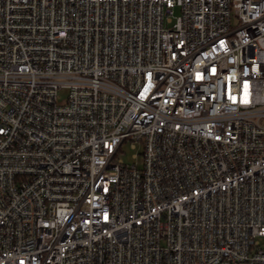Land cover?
<instances>
[{
	"label": "built area",
	"instance_id": "2783aa9c",
	"mask_svg": "<svg viewBox=\"0 0 264 264\" xmlns=\"http://www.w3.org/2000/svg\"><path fill=\"white\" fill-rule=\"evenodd\" d=\"M0 264H264V0H0Z\"/></svg>",
	"mask_w": 264,
	"mask_h": 264
},
{
	"label": "rangeland",
	"instance_id": "374dc122",
	"mask_svg": "<svg viewBox=\"0 0 264 264\" xmlns=\"http://www.w3.org/2000/svg\"><path fill=\"white\" fill-rule=\"evenodd\" d=\"M65 96V92L62 91L60 95V99ZM140 150V146L137 148H132L129 143H124L122 146V150L120 151V157L123 158L126 162H132L134 159L132 154L136 151Z\"/></svg>",
	"mask_w": 264,
	"mask_h": 264
}]
</instances>
